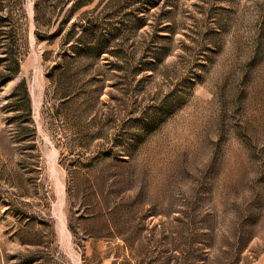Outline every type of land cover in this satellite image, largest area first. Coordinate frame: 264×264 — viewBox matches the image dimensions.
<instances>
[{"label": "rangeland", "instance_id": "rangeland-1", "mask_svg": "<svg viewBox=\"0 0 264 264\" xmlns=\"http://www.w3.org/2000/svg\"><path fill=\"white\" fill-rule=\"evenodd\" d=\"M0 264H264V0H0Z\"/></svg>", "mask_w": 264, "mask_h": 264}]
</instances>
